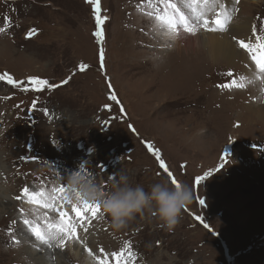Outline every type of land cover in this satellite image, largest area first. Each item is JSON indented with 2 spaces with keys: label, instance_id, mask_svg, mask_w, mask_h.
<instances>
[{
  "label": "rangeland",
  "instance_id": "1",
  "mask_svg": "<svg viewBox=\"0 0 264 264\" xmlns=\"http://www.w3.org/2000/svg\"><path fill=\"white\" fill-rule=\"evenodd\" d=\"M246 1L235 0L227 11L253 22L255 48L264 43V0ZM100 6L108 17L103 44L93 35L87 0H0L6 30L0 75L23 82L0 80V177L11 202L0 209V264H40L12 236L31 238L25 218L38 215L42 222L47 212L58 220L57 213L16 199L26 186L68 188L67 177L79 172L107 192L121 171L146 190L161 181L171 185L148 143L193 190L178 225L169 230L145 211L115 230L102 211V218L85 222V243L74 240L87 261L68 255L70 241L54 248L58 260L49 263L97 264L98 255L116 264L110 253L123 250L120 264H264V82L248 80L245 64L215 62L209 31L181 29L179 38L163 39L149 15L163 11L159 0H101ZM80 64L88 68L80 71ZM29 77L59 86L35 91ZM241 77L244 88L220 87ZM65 208L71 213V205Z\"/></svg>",
  "mask_w": 264,
  "mask_h": 264
},
{
  "label": "snow or ice",
  "instance_id": "2",
  "mask_svg": "<svg viewBox=\"0 0 264 264\" xmlns=\"http://www.w3.org/2000/svg\"><path fill=\"white\" fill-rule=\"evenodd\" d=\"M87 2L93 7V14L96 22L97 30L93 35L96 37L98 43L103 44L105 38L103 26L108 20V17L101 15V0H87ZM150 2L151 0H149V3ZM159 2L163 5V11L149 13V15L153 16L156 20L157 31L171 40L179 38L181 29L184 33L192 35H195L196 32L201 29L212 32H225L228 30V26L233 19L232 14L227 11L226 3L221 2V0H159ZM236 3L238 4L239 0H236ZM181 5L183 7H181ZM184 8H187L191 15L186 13L183 10ZM209 14H212V18L209 17ZM0 31H4V29L0 28ZM32 34L33 32H30L29 36ZM233 39L236 38L233 37ZM238 44L241 49L249 53L251 60L255 64L256 75L254 78L260 79L264 82V43H258L255 48L245 40H238ZM167 47H171V44H168ZM99 60L100 68L103 70L105 67V51L103 47H101L99 51ZM87 68L88 65L86 64L79 65L80 71H84ZM228 75L231 77L233 73L229 72ZM4 79H6L7 83L11 85L23 83L14 80L6 73L0 75V80ZM245 79V77H241V82H237L233 79L230 84L220 85V87L244 88L245 84L243 81ZM28 82L30 85L35 86V91H43L45 88H56L59 86L56 84H50L49 81L38 77H29ZM251 82L252 81H249V83ZM62 83L66 84L68 83V80H64ZM111 99L115 100L116 96L112 95ZM147 148L156 158L160 169L171 178V184L178 187L179 181L175 179L173 173L169 170L160 151L154 149L150 143L147 144ZM200 179L202 178L198 177L196 182L199 183ZM67 193H69V188H65L63 185L59 188L54 187L50 192L45 191L44 189H41L40 191H30L26 186L22 189L21 195L16 197L17 200L26 198L28 203L38 205L43 209H49L58 214V220L50 219L47 212L44 213L45 218L42 222L38 215L34 216L33 219L25 218L23 220L24 225L28 227L32 236H34L40 244L47 245L49 248L63 249L68 242L73 240L83 243L78 235V228H82L83 231L87 232L88 229L84 227L85 222L91 224L92 220L102 218L103 216L99 201L87 202L80 199L78 196H75V202H73V199ZM200 203L203 204L204 201L201 200ZM66 204L71 205V213H74V216L66 210ZM21 211L23 212V209ZM12 240L14 244H20V240L14 235L12 236ZM85 250L90 256L94 255L92 249L85 248ZM99 251L100 253H104L105 250L101 248ZM110 255L116 258V264H120L124 252L122 250L120 252L110 253ZM95 259L97 260V264H109V261L106 258H101L98 255L95 256ZM124 264H127V261H125Z\"/></svg>",
  "mask_w": 264,
  "mask_h": 264
},
{
  "label": "clouds",
  "instance_id": "3",
  "mask_svg": "<svg viewBox=\"0 0 264 264\" xmlns=\"http://www.w3.org/2000/svg\"><path fill=\"white\" fill-rule=\"evenodd\" d=\"M69 193L87 202L99 201L104 214L111 218L115 230L124 228L138 214L154 211L159 221L172 230L182 218L183 210L194 198L192 188L180 181L179 186L166 181L149 185L133 184L123 171L113 181L109 191L93 178L74 172L67 177Z\"/></svg>",
  "mask_w": 264,
  "mask_h": 264
},
{
  "label": "bare ground",
  "instance_id": "4",
  "mask_svg": "<svg viewBox=\"0 0 264 264\" xmlns=\"http://www.w3.org/2000/svg\"><path fill=\"white\" fill-rule=\"evenodd\" d=\"M234 1L235 0H224V3H226L227 10L232 11L233 8H232V6H230V4L233 5ZM251 1H253L252 4L258 3V0H251ZM231 14L233 16V19L231 20L227 31H225V32L209 31V33L207 35L208 36V38H207L208 44H206V46L209 45V51L208 52H210V55H212V59L214 56L215 62L220 63L219 61H221L227 66L236 67L235 69H237L239 67V65L245 64L246 65L245 70L247 71L245 73V75L247 76L248 80L256 81L257 79L254 78L256 75V68L254 67L255 66L254 62L252 60L248 59L250 57L246 54V52L243 49H241L240 47H237L236 43L232 42L233 37H238L239 38L238 40L242 39V40H245L246 42H248V40H250V36L252 33V29H253L252 23L253 22L250 23L249 19L239 17V15L235 16L232 12H231ZM210 18H212V16H210ZM162 38L165 39L167 37L163 36ZM248 43L253 45V43H251V40ZM218 65H221V64H218ZM249 93H251V92H249ZM260 106H261V104H260ZM260 106L258 105V107H260ZM260 108H262L264 110V106L260 107ZM257 112L259 113L260 110ZM263 116H264L263 114L260 115V119H264ZM1 167H2V165H1ZM3 178L4 177H2V176L0 177V209L4 212V209H6L11 204V202L9 201L10 200L9 193L6 189H4V186L2 184ZM46 210L48 212H50L51 217L55 216L54 212L50 211L49 209H46ZM29 211H31V210H29ZM35 213H37V211H35ZM88 233H89L88 231L87 232H85L83 230L78 231V235L80 236L83 243H85L84 234H88ZM21 238L22 239H20V242L24 243V245H26L25 250L28 251L31 256L36 257V259L40 262V264H50L49 263L50 260H55V261L58 260L57 257H58V254L60 253L59 250L54 249V248H49L46 245L40 244V242L38 240H36V238L34 236H31L32 239L30 237L29 238L21 237ZM34 245H35V247H34ZM67 248H68V255H70V256L72 255L73 258H75L76 260L79 258H81V259L83 258L84 260L87 261L89 259V257L87 255L82 254L83 251L81 252L82 249L80 248V244L76 243L74 240L67 245ZM51 249H53V250H51ZM92 262L91 263L88 262L87 264H93ZM56 264H58V263L56 262Z\"/></svg>",
  "mask_w": 264,
  "mask_h": 264
}]
</instances>
